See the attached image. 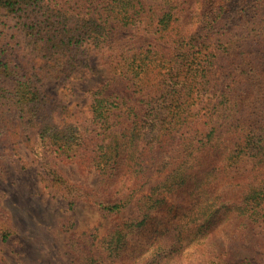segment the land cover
Wrapping results in <instances>:
<instances>
[{"label":"trees","instance_id":"trees-1","mask_svg":"<svg viewBox=\"0 0 264 264\" xmlns=\"http://www.w3.org/2000/svg\"><path fill=\"white\" fill-rule=\"evenodd\" d=\"M237 1L0 0L1 17L15 21L26 48L55 61L65 78L85 65L82 49L89 38L108 50L112 72L126 85V94L108 91L118 84L113 77L89 91L87 125L60 127L47 120L38 74L17 64L12 47L0 42V135L19 121L45 119L43 146L98 171L109 199L95 195L94 201L104 216L135 199L150 179L147 161H156L159 179L137 199L134 215L114 227L107 247L95 251L90 234L74 236L72 251L85 247L82 264L124 259L128 236L191 181L194 193L207 198L188 216L190 225L138 264H181L190 236H209L220 225L230 232L263 228L264 71L254 61L233 59ZM249 8L237 20L264 35V0ZM185 12L191 30L183 24ZM118 28H137L147 39L116 37ZM227 62L228 71L219 75ZM194 264L252 263L200 255Z\"/></svg>","mask_w":264,"mask_h":264},{"label":"rangeland","instance_id":"rangeland-1","mask_svg":"<svg viewBox=\"0 0 264 264\" xmlns=\"http://www.w3.org/2000/svg\"><path fill=\"white\" fill-rule=\"evenodd\" d=\"M254 1H237L233 8L237 19L248 13ZM187 14L183 24L191 30L194 26L186 18ZM232 19L238 21L232 33L236 34L239 44L238 57L233 59L243 63L254 61L264 71V56L259 53L264 35L259 36L258 31H252L253 27ZM5 20L0 15V42L12 47L17 64L38 74L41 94L48 101L45 109L49 123L60 127L87 125L86 120L91 117L88 92L102 87L110 78L115 77L118 84L108 91L126 94L125 82L111 70L108 50L96 47L91 39L85 40L82 49L85 65L65 78L55 61L49 63L26 48L15 21L6 23ZM115 31H118L116 37L123 34L129 39H147L137 28ZM230 62L219 68V75L228 71ZM44 122L45 119L28 124L19 121L8 133L0 135V264H82L80 256L85 247L72 251L70 244L74 236L88 233L95 239V251L103 250L114 227L134 215L137 199L149 192L159 179L154 174L156 161L149 159L148 183L127 207L104 216L94 201L95 195L109 199L100 190L98 171L67 157H58L43 146L40 135ZM195 186L196 182L191 181L172 193L165 210L157 212L149 223L128 236L121 251L124 259L98 264H138L159 243H164V239L179 235L190 225L186 224L190 222V213L207 198L206 194L197 196L193 191ZM230 231L220 225L209 236H190L181 264H194L200 255L264 264V225L257 232L246 226Z\"/></svg>","mask_w":264,"mask_h":264}]
</instances>
